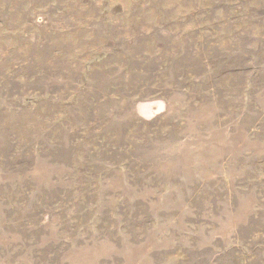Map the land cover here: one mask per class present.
Masks as SVG:
<instances>
[{"label":"rangeland","instance_id":"1","mask_svg":"<svg viewBox=\"0 0 264 264\" xmlns=\"http://www.w3.org/2000/svg\"><path fill=\"white\" fill-rule=\"evenodd\" d=\"M0 264H264V0H0Z\"/></svg>","mask_w":264,"mask_h":264}]
</instances>
